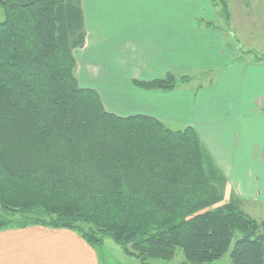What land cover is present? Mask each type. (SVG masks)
Returning <instances> with one entry per match:
<instances>
[{"label":"trees","instance_id":"obj_1","mask_svg":"<svg viewBox=\"0 0 264 264\" xmlns=\"http://www.w3.org/2000/svg\"><path fill=\"white\" fill-rule=\"evenodd\" d=\"M81 0H0V231L66 229L141 264H264V220L239 199L191 127L106 111L80 86ZM250 0H243L247 5ZM228 17L225 0H212ZM264 61V57L257 58ZM187 77L134 81L171 91Z\"/></svg>","mask_w":264,"mask_h":264},{"label":"crops","instance_id":"obj_2","mask_svg":"<svg viewBox=\"0 0 264 264\" xmlns=\"http://www.w3.org/2000/svg\"><path fill=\"white\" fill-rule=\"evenodd\" d=\"M154 1H80L85 38L73 53L80 86L96 90L115 115L193 128L226 179L225 195L243 207L264 205V61L227 43L211 22L218 23L212 0H192L195 13L166 10L170 0L154 10ZM166 75L189 80L171 91L134 84ZM100 252L66 229L0 231V264H101Z\"/></svg>","mask_w":264,"mask_h":264},{"label":"rangeland","instance_id":"obj_3","mask_svg":"<svg viewBox=\"0 0 264 264\" xmlns=\"http://www.w3.org/2000/svg\"><path fill=\"white\" fill-rule=\"evenodd\" d=\"M141 1V0H140ZM188 0H170L171 6L166 10L170 12H192L198 11L196 5L189 0L191 6L185 4ZM227 4L228 17L225 19L221 13V6L218 3H214L217 7V20L218 23L214 22L215 17H211V22L223 32V37L226 39L227 43L232 40L235 45L240 48L241 53L245 52V55L252 59L258 58L264 55V0H250L245 4L243 0H225ZM148 2L151 5L150 0ZM168 2H165L167 5ZM173 3H177L176 6ZM163 6L162 0H155L154 4L151 6L154 10H159ZM111 11H113L111 9ZM214 12L213 8L210 7L207 13ZM3 20L2 8L0 6V21ZM233 38V39H232ZM250 51V52H249ZM244 55V56H245ZM76 66V71H77ZM200 83V81H199ZM103 104V103H102ZM104 107V105H103ZM105 109V107H104ZM106 110V109H105ZM222 173V172H221ZM231 197L225 195L224 201L227 202ZM236 198V197H235ZM249 207V208H248ZM245 206L242 208L247 212L252 218L263 221L264 220V205L256 206ZM0 216L3 218H8L4 216L0 210ZM239 237L236 234L231 242L229 250L226 254L219 260L214 261L210 264H231L230 252L232 250L235 240ZM105 247H102L100 252L101 264H141L138 259L127 256L123 253L122 249L114 244L110 239H105ZM107 248V249H106ZM106 249V250H105ZM184 260L183 253L180 249H175L174 255L169 261H161L149 259L148 264H180Z\"/></svg>","mask_w":264,"mask_h":264}]
</instances>
